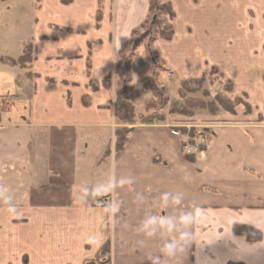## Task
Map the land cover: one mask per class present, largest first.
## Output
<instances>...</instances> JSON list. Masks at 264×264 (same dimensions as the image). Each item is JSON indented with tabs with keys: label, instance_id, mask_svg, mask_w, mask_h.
Wrapping results in <instances>:
<instances>
[{
	"label": "crops",
	"instance_id": "obj_1",
	"mask_svg": "<svg viewBox=\"0 0 264 264\" xmlns=\"http://www.w3.org/2000/svg\"><path fill=\"white\" fill-rule=\"evenodd\" d=\"M39 5H33L38 35L22 41L21 54H5L18 58L31 42L37 55L30 68L0 56V264H264V112L242 86V77L254 75L249 82L264 91V37L254 30L255 10L246 5L237 27L242 37L254 36L244 53L261 62L256 71L242 66V48L235 49L228 31L215 35L200 2L191 0L193 13L211 29L183 16L173 0L175 34L155 41L159 60L178 82L216 67L253 107L245 118L203 115L205 130L191 131L202 138L201 149L189 154L173 133L190 123L180 114L138 120L124 148H116V131L127 125L115 115L117 68L133 29L150 18V0H103L100 22L98 0ZM45 10L54 17L41 24ZM218 51L228 68L215 62ZM185 215L193 221L186 224ZM235 224L261 230L263 239L248 241ZM173 242L169 256L163 249Z\"/></svg>",
	"mask_w": 264,
	"mask_h": 264
},
{
	"label": "rangeland",
	"instance_id": "obj_2",
	"mask_svg": "<svg viewBox=\"0 0 264 264\" xmlns=\"http://www.w3.org/2000/svg\"><path fill=\"white\" fill-rule=\"evenodd\" d=\"M174 1H176L183 16L189 18L192 14L193 16H191L190 18L192 20H196V23H198L200 27L203 26V29L205 30L211 29V26H207L206 24L202 25L203 22L208 21L206 17H202L200 15V12L193 13L194 10L191 7V0ZM167 2L171 1L158 0L159 4ZM199 2L201 3L199 10H205L206 12L210 13V17L214 20L213 30L215 35L220 34L222 29L228 31V33L226 34L230 36L229 41H234L235 49H239V47L242 48V66L246 65V68L248 69H252L254 71L258 70V68H260L261 62L252 59V57H247L248 60H246V54L244 53L246 47H251L255 43L254 36L242 37V33H240V30L238 31L237 24H244L245 13L243 11L244 7L249 4V6L253 8L257 14L256 21L254 22V30H258L264 37V0H200ZM35 4L37 7L34 6V8H40L39 2H37V0H0V56L3 55L2 60L3 58L4 61L14 59V61L19 62L20 57L12 58L11 56L7 55L17 56L21 54L23 51L20 48L22 41H33L32 39L38 35L40 27L36 28L34 25L35 12L33 9V5ZM261 11L263 12V14L261 13ZM53 15L54 12H48L46 10L43 13H40L39 17L41 24H44L46 21L53 19ZM159 17L161 19L160 29H167L169 24L172 22L169 14L166 11H160ZM151 18L152 14L148 19L149 21L136 30V33L132 37L130 45L124 49V52H122L123 59L120 60L119 66L117 68L118 70L116 83L118 86L119 96H121L123 99L126 98V94H122L120 90L121 86H123L125 82L129 83L130 85H136L140 94V97L137 100L132 101L134 102L133 104L137 109L136 115L133 118L135 122L134 125L139 119L137 115L139 116V114L144 111V102L153 97L152 91L145 84L144 77H151L157 85L165 89L166 93L171 98L170 104L167 105L165 109L166 115L168 116L169 114H180L179 118H184V120H187L188 122L193 124L196 130H205L204 128L205 126H207V124H205L204 122L205 118L203 117V115L211 114L209 110L210 105H215L216 109H218L217 113L226 114V111H236L237 113H242L243 118L247 117L248 113L246 112L244 103H249L251 106V110L253 109L249 101V95H247L246 93H242L241 96L236 95L237 97H235L234 93H226L224 82L225 79L222 78L218 72H212L211 70L213 68L202 77L204 78L202 82L188 81L187 84H183V82L176 81L174 74L169 71L159 60L158 52L154 50V43L158 39H156L154 42H151V44H148L150 40L148 34L150 33L152 36H157L158 31L157 26H152L150 28ZM185 21L186 19H182V22L178 24L179 32L182 31V26ZM215 24L220 25L218 26ZM238 32L240 36H237ZM200 33L205 34V31L200 30ZM135 38L139 39L140 42L136 47H132L131 44L134 42ZM261 38L262 37L259 36L256 39V43H258ZM28 44H31L33 46L31 42H29ZM130 57L131 64L127 65L126 68L125 60ZM138 60L142 61L146 68V73L145 75H143V77H141L133 68L135 66V62ZM31 61L32 58H25L23 62V65L25 66L24 68L29 69ZM20 62H22V60ZM215 62L220 65H226V67L228 68L229 61L225 57H223L221 52L218 56L215 57ZM28 73L29 75L33 76L32 71H28ZM253 76L254 75L249 77H242V86L248 85L247 88L252 89V94L254 93L253 101H258L261 109L264 112V91H261V88H259V86L256 85V88L253 83L249 82L250 80H253ZM219 93L225 94L227 98H229V101L227 100L225 102L226 104H231V110H226L224 106L216 102V95ZM198 99H202L208 102L207 106L198 107L195 104V101ZM190 101L194 104L189 105ZM2 107H5V102L3 103ZM185 108L189 113L184 111ZM257 114L259 115L258 120H260L261 113L259 112ZM119 121L120 123H123L120 119ZM246 121L249 123L251 122L250 119H246ZM255 122V124H258L257 120H255ZM197 123L199 125H202V127L198 126ZM180 126L184 127L185 124L182 123ZM260 126V129L264 130V121ZM122 127L123 126L119 127V130H122ZM131 127L132 125L128 124L123 128L125 130H129ZM23 259L24 263L27 262V255H25Z\"/></svg>",
	"mask_w": 264,
	"mask_h": 264
},
{
	"label": "trees",
	"instance_id": "obj_3",
	"mask_svg": "<svg viewBox=\"0 0 264 264\" xmlns=\"http://www.w3.org/2000/svg\"><path fill=\"white\" fill-rule=\"evenodd\" d=\"M2 1H8V0H2ZM43 1L44 0H37V2H39V3L43 2ZM74 1L75 0H63V2L66 4L72 3ZM199 1L200 0H194V2H196V3ZM98 5H99V8H98V13L96 15V20L98 22H100L102 17H103V12H102L103 0H98ZM160 11H166L172 20V22L169 24L167 29H165V28L160 29V26H161V19L159 17ZM151 14H152V18H151L150 28L152 26H157L158 31H157V36H152L150 33L148 34L150 37L148 44H151V42H154L156 39H158V37L162 38V39H166V40L172 39L174 34H175L173 20L176 17V12L173 8L172 3L167 2V3L159 4L158 0H150V15ZM142 25L133 29L132 37L136 33V30L139 27H141ZM131 40H132V38L128 42H126L121 53L124 52V49L130 45ZM139 42H140V40L135 38L134 42L131 44L132 47H134V46L136 47ZM25 49H24V53L19 58V62L14 61V59L10 60V61L13 64H18V65L25 67L23 65L24 59L25 58H32V60H33L35 55H37V49H36L34 44L32 46L31 44L27 43L25 45ZM21 60H22V62H20ZM130 64H131V57L127 58L125 60V67L127 68V65H130ZM133 68L141 77H143V75H145V73H146L145 72L146 71L145 65L140 60L135 62V66ZM211 71L212 72L213 71L218 72L219 75L225 79V81H224L225 82V92L228 94L229 93L233 94L234 90H233L232 81L223 72H221L216 67H213V69ZM203 79L204 78H199V79H194L192 81H195V82L201 81L202 82ZM125 81H126V79H125ZM144 81H145L146 86L152 91L153 97L144 102V111L142 113H140L139 116L137 115V117L139 118L138 120L139 121H145V120L161 121V120H165L167 117L165 109H166L167 105L170 104L171 98L166 93L165 89L163 87L157 85L151 77H144ZM185 83L187 84L188 81L183 82V84H185ZM89 85L93 91H96L99 88V83L93 79L90 80ZM104 85L108 88L111 87V80L109 77L105 78ZM120 90H121L122 94H126V98L123 99L121 96H119V92H118V99H117V103H116L115 115L117 118H119L123 122L127 123V125L131 124L132 127L129 130L128 129L125 130L123 128L125 126H123L121 128L122 130H119L120 128L117 129V131H116V136H117L116 137V148H117L118 152L124 148L125 144L129 140L130 132L132 131L133 125L135 123L133 118L136 115L137 109H136V106L133 104L134 102H132V101H135L140 97V94H139V91H138V88L136 87V85H133V84L130 85L129 83L125 82L123 84V86H121ZM234 95H235V97H237L235 93H234ZM86 98H87V96H86ZM227 100L229 101V98H227V96L225 94L219 93L216 95V102H218L220 105L224 106L225 109L229 111V110H231L232 106H231V104H226L225 101H227ZM84 101L87 102V100L85 98H84ZM193 104H194L193 102H191V101L189 102V105H193ZM195 104L198 107H206L208 102H206L205 100H202V99L201 100L198 99L195 101ZM244 105L246 107V112L248 114L251 113L252 110H251L250 104L246 102V103H244ZM209 110H210L211 114H216L218 112V109H216L215 105L214 106L210 105ZM184 111L189 113L186 110V108ZM230 112L237 113L236 111H230ZM136 123H137V121H136ZM177 129L181 130L183 132L187 131V129L184 127H178ZM234 231L237 235L244 236L250 242L259 241V240L263 239V232L261 230L255 228V227L251 226V225H248V224H235L234 225ZM228 264H244V263L229 262Z\"/></svg>",
	"mask_w": 264,
	"mask_h": 264
},
{
	"label": "built area",
	"instance_id": "obj_4",
	"mask_svg": "<svg viewBox=\"0 0 264 264\" xmlns=\"http://www.w3.org/2000/svg\"><path fill=\"white\" fill-rule=\"evenodd\" d=\"M3 103H4V98L0 96V111L3 109L2 107ZM184 128L187 129V131L184 133L178 129H175L173 133L176 136H181L182 138H184L185 140L184 150L186 153L191 154V153L199 152L202 146V138L199 137L198 135L196 136V134H192L191 131H196L194 125L191 123L185 124Z\"/></svg>",
	"mask_w": 264,
	"mask_h": 264
},
{
	"label": "clouds",
	"instance_id": "obj_5",
	"mask_svg": "<svg viewBox=\"0 0 264 264\" xmlns=\"http://www.w3.org/2000/svg\"><path fill=\"white\" fill-rule=\"evenodd\" d=\"M202 216V210L201 209H197L196 212V218L199 219ZM182 221H184L186 224H189L193 221V217L191 215H185L181 217ZM163 222V221H162ZM188 236L187 233H184L181 235V240H184V238ZM169 256H173L175 255V250H176V243H170L168 245L165 246V249H163ZM183 247H181L180 251H183ZM155 264V261H154Z\"/></svg>",
	"mask_w": 264,
	"mask_h": 264
}]
</instances>
